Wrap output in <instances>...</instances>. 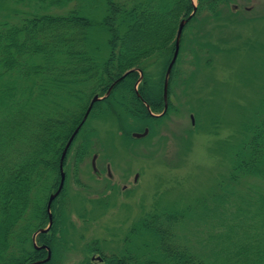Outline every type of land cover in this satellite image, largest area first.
I'll list each match as a JSON object with an SVG mask.
<instances>
[{"label":"trees","instance_id":"obj_1","mask_svg":"<svg viewBox=\"0 0 264 264\" xmlns=\"http://www.w3.org/2000/svg\"><path fill=\"white\" fill-rule=\"evenodd\" d=\"M70 1L0 0V264L46 258V249L34 248L31 236L48 220L46 200L60 180L62 150L93 96L105 95L118 81L92 105L63 166L76 140L71 154L75 169L89 153L92 142L83 127L92 114L115 112L126 139L145 128L147 137L152 134L171 109L168 96L185 30L218 18L232 0H196L168 76L167 110L157 117L150 113L163 110L166 68L178 25L192 13L193 1L80 0L75 8L57 12ZM96 27L108 34L105 57L92 37ZM243 126L245 136L231 148L230 170L215 192L184 210L165 207L147 213L118 252L105 254L97 243L86 250L99 252L102 264H264V96ZM63 189L51 210H57ZM52 214L50 233L36 236L51 257L37 264H61L57 215ZM139 234L153 238L143 247L146 252L130 244L129 237Z\"/></svg>","mask_w":264,"mask_h":264},{"label":"rangeland","instance_id":"obj_2","mask_svg":"<svg viewBox=\"0 0 264 264\" xmlns=\"http://www.w3.org/2000/svg\"><path fill=\"white\" fill-rule=\"evenodd\" d=\"M79 4L71 0L57 12ZM95 30L98 27L92 37L105 57L108 34ZM178 58L168 96L171 109L148 137L149 129L139 139L130 135L138 141L126 139L115 112L92 114L84 125L90 151L75 169L71 154L76 140L63 166V195L57 210H51L57 215L59 263L102 264L99 252L90 253L88 245L97 243L105 254L118 252L147 213L165 207L184 210L217 190L230 170L231 148L245 136L243 123L253 117L264 96V0H232L218 18L192 24L184 32ZM151 239L129 237L130 244L144 252Z\"/></svg>","mask_w":264,"mask_h":264},{"label":"water","instance_id":"obj_3","mask_svg":"<svg viewBox=\"0 0 264 264\" xmlns=\"http://www.w3.org/2000/svg\"><path fill=\"white\" fill-rule=\"evenodd\" d=\"M195 7L194 6V9L192 11V13L186 18V19H182L178 25V29H177V32H176V39L174 41V52H173V55L171 57V60L166 68V73H165V80H164V85H163V99H164V106H163V110L160 114H153V113H150L152 116H161L162 114H164L167 110V107H168V102H167V83H168V76L172 70V67L177 59V56H178V53H179V39H180V35L182 33V30H183V27L184 25L186 24V22L192 17V15L194 14L195 12ZM125 75V74H124ZM123 75V76H124ZM120 77L121 78H123ZM119 80V79H118ZM118 81H115L106 91L105 95L103 96H98V95H94L93 98L91 99L90 103H89V106L88 108L86 109L85 111V114L81 120V122L78 124V126L74 129V131L72 132V134L70 135L68 141L66 142L65 146H64V149L62 150V154H61V157H60V163H59V170H60V180H59V184H58V187L57 189L51 193L48 197V201H47V204H46V212H47V216H48V223H47V226L45 228H40L38 231H36L33 235H32V243H33V246L34 248L36 249H41V248H45L46 251H47V256L45 259L41 260V261H37V262H34V263H28V264H37V263H41V262H45L47 260L50 259L51 257V251L49 249V247H47L46 245H41V246H38L35 242V239H36V236L40 233H47L51 226H52V213H51V204L53 202V200L59 195V193L61 192L62 188H63V185H64V180H65V176H64V172H63V160H64V157L66 155V152L70 146V144L72 143L74 137L76 136V134L78 133L80 127L82 126V124L85 122V120L87 119L90 111H91V108H92V105L94 104V102H97L101 99H103L104 97H106L109 93H110V90L111 88L113 87V85H115ZM148 133V128H145L144 131L142 133H138V132H133L131 134V136L133 138H141V137H144L146 134ZM95 158V155L93 156V160ZM93 160H92V167H94V164H93ZM97 260L98 261H101V258L100 257H97Z\"/></svg>","mask_w":264,"mask_h":264},{"label":"flooded vegetation","instance_id":"obj_4","mask_svg":"<svg viewBox=\"0 0 264 264\" xmlns=\"http://www.w3.org/2000/svg\"><path fill=\"white\" fill-rule=\"evenodd\" d=\"M94 168V167H93Z\"/></svg>","mask_w":264,"mask_h":264}]
</instances>
